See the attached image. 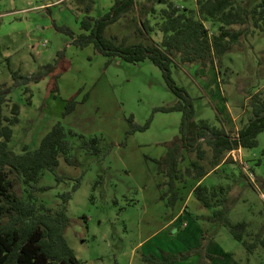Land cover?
<instances>
[{"label": "rangeland", "instance_id": "rangeland-1", "mask_svg": "<svg viewBox=\"0 0 264 264\" xmlns=\"http://www.w3.org/2000/svg\"><path fill=\"white\" fill-rule=\"evenodd\" d=\"M93 1L90 15L95 17L114 0ZM84 4L81 0H0V86L13 85L12 72L30 76L38 67L53 63L60 51L67 62L56 94L47 91L49 78H44L28 84L26 92L18 87L6 96L5 117H12L13 104L19 106L10 148L15 153L37 148L58 121L86 140L102 138L107 146L105 156L88 155L73 140L71 156L76 165L60 157L58 167L40 177L36 186L45 190L33 193L37 207L53 213L61 205V196L69 193L64 237L82 264H146L143 256H178L197 247L203 238L212 264H264V248L248 254L225 227L208 222L210 211L192 195L196 181L185 174L195 153L180 161L177 199L173 206L168 204L167 178L158 172L155 160L165 155V143L177 136L181 114L157 110L172 106L175 97L149 61L130 64L115 59L106 65L107 58L92 46L70 45L68 35L56 27L80 34ZM136 18L134 13L121 18L107 27L106 36H128V44L140 41L145 36L134 33ZM170 71L172 80L193 99L195 122L204 120L224 129L235 117L239 129L250 117L249 96L261 93L264 99V31L248 35L216 67L176 62ZM73 97L74 110L63 116ZM130 117L137 126L149 121L148 128L128 134ZM201 148L207 156L204 163L209 148L203 142ZM235 157L236 161L225 155L224 164L203 185L229 187V196L235 200L230 222L244 221L252 235L263 236L264 190L256 179H264V131L255 148L242 149ZM14 190L24 197L22 186L16 184ZM171 213L180 215L172 223ZM164 225L168 226L162 229ZM201 258L195 253L173 264H199Z\"/></svg>", "mask_w": 264, "mask_h": 264}, {"label": "trees", "instance_id": "trees-1", "mask_svg": "<svg viewBox=\"0 0 264 264\" xmlns=\"http://www.w3.org/2000/svg\"><path fill=\"white\" fill-rule=\"evenodd\" d=\"M81 1L86 2L81 12L84 16L79 21L82 32L75 35L66 27H56L58 32L68 35L70 45L77 48L92 46L107 58L106 65L115 59L130 64L149 61L160 70L167 89L175 97L172 106L157 110L181 114L177 136L165 143V155L155 160L158 172L167 178L168 204L173 206L177 199L175 181L180 161L195 153L196 158L191 160L185 174L198 183L192 195L210 211L208 222L225 227L248 254H253L258 247L264 248V235H252L249 224L244 221L230 222L228 215L235 200L229 196V187L203 185L209 174L218 172L224 164V156L230 151L238 148L250 150L257 146V137L264 131L261 93L249 96L250 117L235 134H229L204 120L195 122L193 99L170 76L171 65L176 62L179 65L199 64L203 68L216 67V63H221L222 58L232 53L233 47L240 45L248 35L263 32L264 0H186L181 4L176 0H145L142 3L114 0L106 12L96 17L90 15L94 1ZM131 13L137 17L132 20L134 33L145 37L130 44L127 43L128 36L108 38L107 27ZM158 33L161 39L155 42L152 38ZM63 53L58 52L53 63L38 67L30 76L12 72L13 85L0 86V264H82L64 237L69 226L66 215L69 193L61 196V205L53 213L42 205L37 207L33 193L45 190L36 184L44 173L53 172L58 167L60 157L66 164L76 165V159L71 156L73 140L79 141L80 148L88 155L105 156L106 144L98 137L86 140L58 121L42 137L37 148L30 150L26 147L21 153H15L9 145L13 134L11 127L18 123L19 106L12 105L10 118L2 111L6 96L14 89L24 87L26 92L28 84H37L44 78H49L47 91L56 94L57 81L67 68ZM75 105L74 97L69 99L63 116L72 112ZM128 124V134H131L146 130L149 121L137 126L130 117ZM202 142L209 148L208 160L204 163L207 156L201 148ZM256 182L264 190V179H256ZM16 184L22 186L24 197L16 194ZM205 240L201 239L197 247L187 249L184 254L168 256L163 253L159 257L150 254L143 256L142 261L146 264H173L197 253L203 259L199 264H212Z\"/></svg>", "mask_w": 264, "mask_h": 264}, {"label": "crops", "instance_id": "crops-1", "mask_svg": "<svg viewBox=\"0 0 264 264\" xmlns=\"http://www.w3.org/2000/svg\"><path fill=\"white\" fill-rule=\"evenodd\" d=\"M185 2H187L186 0H184V3ZM55 4V3H54ZM92 16H93V14H91ZM96 17V16H95ZM127 35V34H126ZM117 36H119L118 34L116 35V37ZM125 35H123L122 37H124ZM121 37V36H120ZM120 37H118V38H120ZM160 39H161V35L158 33L156 36H155V38L153 39L155 42H159L160 41ZM236 118L234 117L233 119H232V123H231V126L230 127H228V125L226 126V128L224 127V130L227 132V131H231V132H233V131H237L238 130V127L236 126ZM195 181V180H194ZM198 183L197 182H195V186L197 185ZM172 217H169V218H171L170 219V223H172V222H174V221H176V220H178V218L180 217V215H179V213H177V214H175V215H173V213H171L170 214ZM169 225V224H168ZM168 225H164L163 226V228L162 229H164V228H167V226ZM148 239V238H147ZM146 239V240H147ZM146 240H144V241H146Z\"/></svg>", "mask_w": 264, "mask_h": 264}, {"label": "built area", "instance_id": "built-area-1", "mask_svg": "<svg viewBox=\"0 0 264 264\" xmlns=\"http://www.w3.org/2000/svg\"><path fill=\"white\" fill-rule=\"evenodd\" d=\"M44 45H45V43L43 44V46H44ZM241 150H242L241 148H238V149H236V150H232V151H230V152L228 153V155H229V156H232V158L236 161L235 154H236V153H240ZM248 176L251 177L250 174H248ZM249 177H248V178H249ZM262 197L264 198V196H262Z\"/></svg>", "mask_w": 264, "mask_h": 264}]
</instances>
